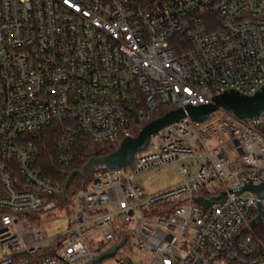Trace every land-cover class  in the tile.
<instances>
[{
    "label": "built area",
    "instance_id": "built-area-1",
    "mask_svg": "<svg viewBox=\"0 0 264 264\" xmlns=\"http://www.w3.org/2000/svg\"><path fill=\"white\" fill-rule=\"evenodd\" d=\"M263 83L264 0H0V264H264L256 192L193 199L264 181V110L186 116L69 194L28 137L60 123L56 160L68 166L78 135L119 142L134 116ZM166 166L178 184L146 194L133 183ZM55 206L67 223L48 233Z\"/></svg>",
    "mask_w": 264,
    "mask_h": 264
},
{
    "label": "water",
    "instance_id": "water-1",
    "mask_svg": "<svg viewBox=\"0 0 264 264\" xmlns=\"http://www.w3.org/2000/svg\"><path fill=\"white\" fill-rule=\"evenodd\" d=\"M212 101L202 103L197 106L185 104L184 107H175L166 110L158 117L148 120L141 124L136 135H126L119 142L117 147L104 154L92 155L88 158L82 167L83 173L91 175L95 167H104L108 169H116L126 167L132 163L135 153L143 151L149 141L150 135L158 130L165 128L178 120L188 117L193 121L203 122L207 117L217 110L232 112L239 118H249L258 115L264 110V83L252 94L241 93L233 88L225 89L222 93L212 95ZM134 122L138 123V119L134 116ZM249 178V177H247ZM248 183H244L240 187L220 191L218 196H211L204 199L197 195L194 200L199 202L202 207H207L211 203H218L222 200L225 193L234 192L239 194L243 190H250L257 193V215L249 222L255 223L264 215V211L260 207L259 199L262 198L264 190V181L259 184H252L251 178ZM65 187V184H64ZM122 243V242H121ZM115 249L110 250L106 254L100 256L96 261L103 257L110 256Z\"/></svg>",
    "mask_w": 264,
    "mask_h": 264
},
{
    "label": "trees",
    "instance_id": "trees-1",
    "mask_svg": "<svg viewBox=\"0 0 264 264\" xmlns=\"http://www.w3.org/2000/svg\"><path fill=\"white\" fill-rule=\"evenodd\" d=\"M166 110V109H165ZM165 110H160L148 115L143 121L136 123L132 119L130 125L136 127L148 120L161 115ZM61 124L51 123L39 130L31 132L28 137L37 147L36 166L41 172L53 180L65 184V193L69 194L82 184L87 183L89 174L82 172V167L92 155H104L117 147V141H103L95 143L87 136L81 134L76 137L73 143V160L68 166H61L56 160V145L61 135ZM105 169L95 167L94 171ZM253 233L264 240V216L252 224Z\"/></svg>",
    "mask_w": 264,
    "mask_h": 264
},
{
    "label": "rangeland",
    "instance_id": "rangeland-1",
    "mask_svg": "<svg viewBox=\"0 0 264 264\" xmlns=\"http://www.w3.org/2000/svg\"><path fill=\"white\" fill-rule=\"evenodd\" d=\"M219 112L220 110H217L214 112V114ZM140 126L136 127V125H131L129 127L130 134L136 135ZM180 181L181 177L179 174L170 167L166 166L161 170L146 172L135 177L133 183L139 185L146 194H155L178 184ZM63 211L64 207L62 206H55L47 211L51 217H55V219L46 224H49L47 228L48 233H58L65 228L67 219L60 217L64 214ZM41 216L45 217L46 215L44 214ZM91 247L94 248L95 246L92 245Z\"/></svg>",
    "mask_w": 264,
    "mask_h": 264
}]
</instances>
